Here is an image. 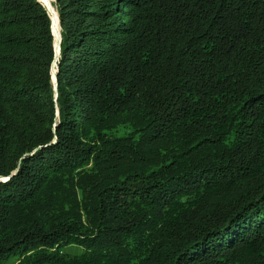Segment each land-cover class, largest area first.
<instances>
[{"label":"trees","instance_id":"trees-1","mask_svg":"<svg viewBox=\"0 0 264 264\" xmlns=\"http://www.w3.org/2000/svg\"><path fill=\"white\" fill-rule=\"evenodd\" d=\"M51 4L56 90L53 18L0 0V264H264V0Z\"/></svg>","mask_w":264,"mask_h":264},{"label":"rangeland","instance_id":"rangeland-1","mask_svg":"<svg viewBox=\"0 0 264 264\" xmlns=\"http://www.w3.org/2000/svg\"><path fill=\"white\" fill-rule=\"evenodd\" d=\"M41 1L44 4V6L46 7V9L48 10L51 17L53 18V21L55 24L53 34L56 38H58L59 27L57 26V28H56L57 12H56L55 8L52 6V4H51L52 9H50L45 0H41ZM50 1L52 2V0H50ZM54 68H57L56 62H55ZM83 175H84V173L80 174V175L71 176L68 179V182H70L72 180V182L74 184L73 191L71 194L72 196L68 195V196L64 197L63 199H61L60 201L56 202L54 204L53 208L55 210L54 215L56 217L57 216L63 217L65 215H70L71 213H76V215L79 216V219L81 220V223L83 224V226H86V225H89L91 220H90V217L85 213V210L83 209V205H84V203H86V200L82 199V190H81V187L79 186V184L81 183V181L83 179V177H82ZM65 201H66V206H63ZM52 250L58 251L60 256H63L64 258L68 259L69 261L71 259L79 257L80 255H82L84 253L83 246L79 245L76 242H71V243H68V244H65L62 246L57 244V246H55Z\"/></svg>","mask_w":264,"mask_h":264},{"label":"water","instance_id":"water-1","mask_svg":"<svg viewBox=\"0 0 264 264\" xmlns=\"http://www.w3.org/2000/svg\"><path fill=\"white\" fill-rule=\"evenodd\" d=\"M40 1V0H39ZM41 2V1H40ZM44 5V4H43ZM58 16V15H57ZM58 24H59V19H58ZM52 28V27H51ZM52 34H53V31H52ZM54 36V34H53ZM60 39H61V36H60V26H59V31H58V38H56L54 36V50H55V57H54V60L52 62V66H51V79H52V82H53V85H54V90H56V73H57V68H54V65H55V62H56V59L59 55V44H60Z\"/></svg>","mask_w":264,"mask_h":264},{"label":"bare ground","instance_id":"bare-ground-1","mask_svg":"<svg viewBox=\"0 0 264 264\" xmlns=\"http://www.w3.org/2000/svg\"><path fill=\"white\" fill-rule=\"evenodd\" d=\"M41 1V0H40ZM46 2H47V5H48V7L50 8V9H52L51 8V1L50 0H45ZM42 2V1H41ZM56 28H57V26L59 27V24H58V16L56 15ZM51 24H52V22H51ZM53 25V24H52ZM52 25H51V27H52ZM52 29V28H51Z\"/></svg>","mask_w":264,"mask_h":264}]
</instances>
